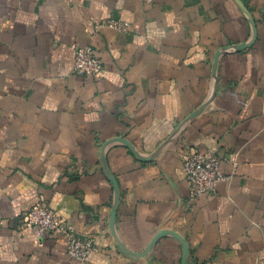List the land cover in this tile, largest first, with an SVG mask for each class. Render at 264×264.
Masks as SVG:
<instances>
[{
	"label": "crops",
	"instance_id": "crops-1",
	"mask_svg": "<svg viewBox=\"0 0 264 264\" xmlns=\"http://www.w3.org/2000/svg\"><path fill=\"white\" fill-rule=\"evenodd\" d=\"M42 200L100 251L24 226ZM0 264H264V0H0Z\"/></svg>",
	"mask_w": 264,
	"mask_h": 264
},
{
	"label": "built area",
	"instance_id": "built-area-1",
	"mask_svg": "<svg viewBox=\"0 0 264 264\" xmlns=\"http://www.w3.org/2000/svg\"><path fill=\"white\" fill-rule=\"evenodd\" d=\"M109 26L126 31V22L107 19L99 26ZM75 49L74 72L79 75L99 76L103 69L102 62L97 58L91 46L73 44ZM183 168L189 182L190 196L194 199L213 192L218 184L231 178L222 170V159L215 149L206 152L184 151L182 154ZM24 226L37 230L38 236L63 234L66 238L67 253L71 259L86 261L100 251L99 244L91 236L80 234L70 229L61 218L42 200L30 210L18 214Z\"/></svg>",
	"mask_w": 264,
	"mask_h": 264
},
{
	"label": "water",
	"instance_id": "water-1",
	"mask_svg": "<svg viewBox=\"0 0 264 264\" xmlns=\"http://www.w3.org/2000/svg\"><path fill=\"white\" fill-rule=\"evenodd\" d=\"M256 35V34H255ZM255 38H256V36H255ZM254 38V39H255ZM253 43V42H252ZM252 43H250V44H248V43H243V44H241L240 46H239V49H243L244 47H246V46H250V45H252Z\"/></svg>",
	"mask_w": 264,
	"mask_h": 264
}]
</instances>
